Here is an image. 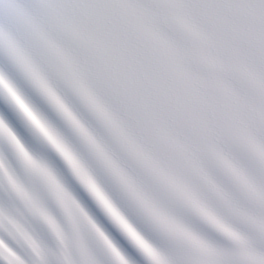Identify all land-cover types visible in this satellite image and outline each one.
<instances>
[{
  "label": "snow or ice",
  "instance_id": "6c2138e0",
  "mask_svg": "<svg viewBox=\"0 0 264 264\" xmlns=\"http://www.w3.org/2000/svg\"><path fill=\"white\" fill-rule=\"evenodd\" d=\"M0 264H264V0H0Z\"/></svg>",
  "mask_w": 264,
  "mask_h": 264
}]
</instances>
